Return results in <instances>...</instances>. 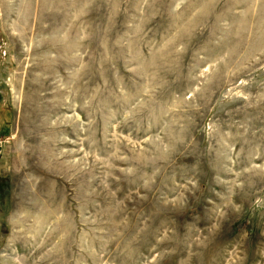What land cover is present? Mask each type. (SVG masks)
I'll return each mask as SVG.
<instances>
[{"label":"rangeland","instance_id":"374dc122","mask_svg":"<svg viewBox=\"0 0 264 264\" xmlns=\"http://www.w3.org/2000/svg\"><path fill=\"white\" fill-rule=\"evenodd\" d=\"M0 264H264V0H0Z\"/></svg>","mask_w":264,"mask_h":264}]
</instances>
